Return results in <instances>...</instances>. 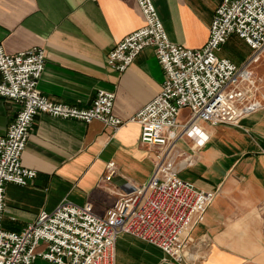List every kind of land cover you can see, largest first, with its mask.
Wrapping results in <instances>:
<instances>
[{
	"label": "crops",
	"instance_id": "crops-1",
	"mask_svg": "<svg viewBox=\"0 0 264 264\" xmlns=\"http://www.w3.org/2000/svg\"><path fill=\"white\" fill-rule=\"evenodd\" d=\"M220 2L151 0L167 40L187 49L206 42ZM143 24L135 0H0L2 50H43L36 85L41 96L87 108L97 91L110 92L112 115L123 122L112 131L97 121L35 116L20 156L21 166L35 177L24 187L5 185L3 231L20 232L39 211L50 212L61 200L104 216L117 194L148 179L154 148L139 142V127L130 119L159 92L163 70L151 48L141 50L122 73L105 62L106 53ZM18 109L0 98V136ZM186 116L181 110L178 121ZM198 127L206 136L201 146L186 138L176 144L175 159L184 161L177 176L198 191L217 192L189 234L185 259L188 264H264V110L237 127ZM107 162L116 171L103 181ZM161 258L158 249L133 237L115 240L113 264H159ZM33 264L50 263L37 258Z\"/></svg>",
	"mask_w": 264,
	"mask_h": 264
},
{
	"label": "built area",
	"instance_id": "built-area-1",
	"mask_svg": "<svg viewBox=\"0 0 264 264\" xmlns=\"http://www.w3.org/2000/svg\"><path fill=\"white\" fill-rule=\"evenodd\" d=\"M144 24L124 36L105 56L106 65L122 73L137 54L151 48L164 73L159 92L130 120L139 127V142L154 148L148 179L119 194L104 216L61 200L50 212L39 211L20 232H6L0 224V264H113L115 240L133 237L162 253L159 264H188L185 249L192 229L203 221L216 189L201 192L181 180L175 168L176 144L182 138L201 146L206 136L198 123L237 127L240 120L264 110V95L248 68L264 57V0H221L215 8L206 42L187 49L167 40L151 0H135ZM249 51L238 65L217 56L230 39ZM44 54L30 48L6 54L0 46V98L19 105L0 136V223L5 212L4 187H24L35 177L20 164V156L35 116L116 130L123 122L112 115L113 94L97 91L87 108L54 103L36 88ZM181 110L187 116L178 121ZM184 162V161H183ZM116 168L107 162L103 181ZM39 244L43 245L37 251Z\"/></svg>",
	"mask_w": 264,
	"mask_h": 264
},
{
	"label": "rangeland",
	"instance_id": "rangeland-1",
	"mask_svg": "<svg viewBox=\"0 0 264 264\" xmlns=\"http://www.w3.org/2000/svg\"><path fill=\"white\" fill-rule=\"evenodd\" d=\"M248 49L239 41L230 38L216 55L227 58L235 65L240 64L248 55ZM248 71L252 73V78L258 91L257 98L264 95V57H261L256 64H252ZM183 162V159H175V168Z\"/></svg>",
	"mask_w": 264,
	"mask_h": 264
}]
</instances>
